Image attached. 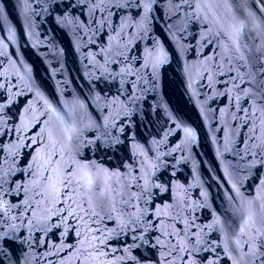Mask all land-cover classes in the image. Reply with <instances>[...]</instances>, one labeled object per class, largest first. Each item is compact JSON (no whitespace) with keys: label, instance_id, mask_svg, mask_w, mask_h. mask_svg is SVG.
<instances>
[{"label":"snow or ice","instance_id":"obj_1","mask_svg":"<svg viewBox=\"0 0 264 264\" xmlns=\"http://www.w3.org/2000/svg\"><path fill=\"white\" fill-rule=\"evenodd\" d=\"M66 8L80 9L88 43L97 45L89 63L126 95L119 104L107 102L105 111H120L110 123L97 125L99 136L85 138L65 120L68 114L60 115L47 100L42 109L26 102L13 111L24 93L16 83L0 80V264H264V203L248 201L245 211L237 209L235 227L222 225L219 217L198 225L195 213L202 205L191 202L186 189L181 192L183 185L174 191L171 179L158 175L172 167L175 176L181 161L169 165L165 158L195 142L192 128L184 127L185 140L161 151L174 129L164 131L153 141L152 157L151 147L140 146L114 166L94 159L99 152L100 160H111L125 141L135 143L137 109L130 106L155 90L158 70L169 59L150 34L163 20L179 50L191 54L195 79L189 73L187 87L194 96L206 89L205 104L222 102L209 111L234 122L229 143L232 136L245 143L247 131L244 153L252 160L242 167L264 166V0H255V10L241 7L239 0H68ZM142 40L152 43L137 55ZM111 65L118 70L111 71ZM100 99L107 101L97 94ZM151 112L149 106L140 122ZM116 116L122 117L119 123ZM213 231L222 235L210 238ZM139 249L145 254L132 255Z\"/></svg>","mask_w":264,"mask_h":264},{"label":"water","instance_id":"obj_2","mask_svg":"<svg viewBox=\"0 0 264 264\" xmlns=\"http://www.w3.org/2000/svg\"><path fill=\"white\" fill-rule=\"evenodd\" d=\"M239 2L241 7L255 10V0H247V5L243 0ZM67 3L68 0H0V53H3L0 55V72L5 73L0 80L16 83L24 93L13 106V111L22 109L26 102L42 109L47 100L60 115L66 112L65 120L75 123L82 129L84 137L90 138L100 135L102 129L97 125L110 123L120 111L118 107H109L105 111L107 102L115 99L119 104L126 94L118 90L117 82L101 76L102 69L95 62L89 63L97 45L88 43V36L81 26L84 17L80 9H67ZM154 14L160 15L159 11ZM236 14L240 15L239 12ZM63 15L70 17L68 22L61 19ZM150 34L152 41L164 47L169 59L158 70L154 80L155 90L130 106L137 109L133 128L135 143L131 139L125 141L111 160H100L99 152L94 159L106 166H114L119 163V158L128 160L140 151V146L143 150L151 147L153 151L148 155L152 157L156 151L153 141L161 139L164 131L174 129L168 137L167 148L162 147L161 151L185 140L183 128L190 127L196 133L195 142L184 144L172 157L165 158L169 165L175 164L176 160L181 161L175 167V176L171 175L172 167L160 169L158 175L162 179H171L174 191L175 185H183L181 192L186 189L188 199L202 205L195 213L198 225H210L214 218L219 217L222 225L235 227L240 223L237 209L245 211L248 201H255L256 205L264 203V185L260 183L264 180V166L257 164L251 170L242 167L252 160L244 153L248 146L247 131L242 133L245 143H241V136H232L229 143L230 123L235 127L234 122H226L224 116L209 111L222 106V102L208 101L205 104L206 89H199L201 95L194 96L193 89L187 87L188 74L191 73L192 79H195V72L189 63L191 54L179 50V44L165 28L164 21H156ZM152 41H139L136 54L139 55ZM96 60L103 64L100 56ZM110 70H118V66L111 65ZM37 93L43 99H38ZM97 94L106 97L107 101H97ZM149 106L151 115L141 123ZM121 118L116 116V123ZM53 124L61 126L55 119ZM175 125L180 127L175 128ZM128 127L133 126L129 124ZM115 134L119 135L118 129ZM126 134L131 135L127 130ZM121 139L124 137L121 136ZM236 151H239V156ZM217 235L222 233L213 231L210 238ZM144 254L143 249L132 252L138 257ZM125 264L132 262L125 261Z\"/></svg>","mask_w":264,"mask_h":264}]
</instances>
